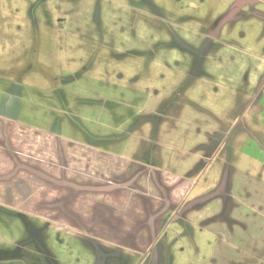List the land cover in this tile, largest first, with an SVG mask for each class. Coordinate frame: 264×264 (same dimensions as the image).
I'll use <instances>...</instances> for the list:
<instances>
[{"label": "rangeland", "instance_id": "1", "mask_svg": "<svg viewBox=\"0 0 264 264\" xmlns=\"http://www.w3.org/2000/svg\"><path fill=\"white\" fill-rule=\"evenodd\" d=\"M152 1L0 0V106L191 182L132 245L0 202V264H264V2Z\"/></svg>", "mask_w": 264, "mask_h": 264}, {"label": "crops", "instance_id": "2", "mask_svg": "<svg viewBox=\"0 0 264 264\" xmlns=\"http://www.w3.org/2000/svg\"><path fill=\"white\" fill-rule=\"evenodd\" d=\"M18 97L0 106V202L5 206L132 245L141 243L137 233L151 238L166 210L190 187L188 178L159 169L133 165L128 170L132 160L109 148L31 129L16 118Z\"/></svg>", "mask_w": 264, "mask_h": 264}, {"label": "flooded vegetation", "instance_id": "3", "mask_svg": "<svg viewBox=\"0 0 264 264\" xmlns=\"http://www.w3.org/2000/svg\"><path fill=\"white\" fill-rule=\"evenodd\" d=\"M143 1H145L146 3H147V5H151L152 7H154V9H156V11L158 10L157 8H159V6L158 5H156V3L154 2V1H152V0H143ZM162 13V12H161ZM6 83H4V86H5V99H4V101H3V104L5 105V106H7L8 104H9V101H10V99H11V97H14L15 96V98L19 95L18 94V92H17V88H16V84H12V82H9L8 80H6L5 81ZM12 84V85H11ZM128 164L130 165V167L128 168V170L130 169V170H134V167H133V165H136V167L139 165V166H141L140 168H142V169H146V170H148L147 168H144V165L141 163H139V162H137V161H129L128 162ZM141 169V170H142ZM189 189V188H188ZM176 205H174L173 206V208L175 207ZM166 213V212H165ZM140 238H141V243L144 241V239H145V236L144 235H140L139 237H138V239H139V241H140ZM148 239H150V238H148ZM148 239H146V240H148ZM109 241H113V240H109ZM119 243H122V244H124V245H127V243H123V242H119ZM141 245V244H140Z\"/></svg>", "mask_w": 264, "mask_h": 264}]
</instances>
